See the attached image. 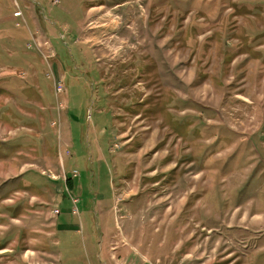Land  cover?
Wrapping results in <instances>:
<instances>
[{
  "label": "rangeland",
  "instance_id": "374dc122",
  "mask_svg": "<svg viewBox=\"0 0 264 264\" xmlns=\"http://www.w3.org/2000/svg\"><path fill=\"white\" fill-rule=\"evenodd\" d=\"M56 200L146 264H264V0H0V264H58Z\"/></svg>",
  "mask_w": 264,
  "mask_h": 264
},
{
  "label": "crops",
  "instance_id": "0c3cea01",
  "mask_svg": "<svg viewBox=\"0 0 264 264\" xmlns=\"http://www.w3.org/2000/svg\"><path fill=\"white\" fill-rule=\"evenodd\" d=\"M33 49L39 53L35 48ZM45 50L46 49L43 51L45 52ZM51 50H53L52 46ZM53 53L54 56L52 58H56V51L53 50ZM56 202L57 200L53 202V206H55L53 209L57 208V206L59 208ZM53 209L50 211L52 214L51 217L54 218V220L51 221L53 230H50L48 233L52 234L51 238L55 235L56 237L58 236L57 239L55 237L56 240H53V244L57 245L59 249V257H57L58 264H63V260H66L65 264L68 262L69 264H76L75 261L72 260L75 252L78 253L79 261L77 259L75 260L81 264H146L145 261L137 259V254L133 251L135 250V246L132 244H128V242L125 244V240L118 241L114 237H106L98 240L97 237L84 227L82 221L76 223L70 220H68V222L60 220V216L64 214L63 210H59L58 214H53ZM71 213L74 215L72 211ZM54 229L56 230L55 232ZM47 240H50V238ZM61 247H63L64 250H62ZM2 250H5V248L0 249V251ZM46 253L54 254L53 251H47ZM130 257L134 258L136 261L133 262L129 260Z\"/></svg>",
  "mask_w": 264,
  "mask_h": 264
},
{
  "label": "built area",
  "instance_id": "2783aa9c",
  "mask_svg": "<svg viewBox=\"0 0 264 264\" xmlns=\"http://www.w3.org/2000/svg\"><path fill=\"white\" fill-rule=\"evenodd\" d=\"M20 15H21V12H19V11L14 12L15 17H18ZM32 38H33V36H32ZM34 48L36 50H38L39 52H41V54L43 56H45L46 59H50L54 56L53 50H51V44L48 41H46L45 39H42L40 42H36V46ZM44 49L48 50L49 52L48 53L44 52L43 51ZM55 82H56V84H55L56 90H57V92H60L63 88L62 82L59 80H56ZM73 177H76L75 173L73 174ZM71 201L74 204V207L72 208V212L75 214V213H77V207H76L77 198H75L74 195H72ZM58 213H59V208L53 209V214H58Z\"/></svg>",
  "mask_w": 264,
  "mask_h": 264
},
{
  "label": "trees",
  "instance_id": "16d2710c",
  "mask_svg": "<svg viewBox=\"0 0 264 264\" xmlns=\"http://www.w3.org/2000/svg\"><path fill=\"white\" fill-rule=\"evenodd\" d=\"M67 183L70 184L69 181H67Z\"/></svg>",
  "mask_w": 264,
  "mask_h": 264
}]
</instances>
